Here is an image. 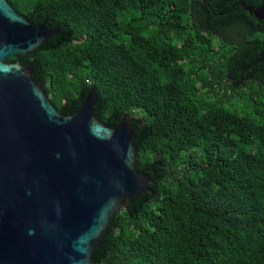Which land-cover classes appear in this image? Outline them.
<instances>
[{
  "label": "trees",
  "instance_id": "trees-1",
  "mask_svg": "<svg viewBox=\"0 0 264 264\" xmlns=\"http://www.w3.org/2000/svg\"><path fill=\"white\" fill-rule=\"evenodd\" d=\"M58 30L31 55L54 106L138 128L149 190L94 264H264V0H8Z\"/></svg>",
  "mask_w": 264,
  "mask_h": 264
},
{
  "label": "water",
  "instance_id": "water-1",
  "mask_svg": "<svg viewBox=\"0 0 264 264\" xmlns=\"http://www.w3.org/2000/svg\"><path fill=\"white\" fill-rule=\"evenodd\" d=\"M246 9L264 20V6ZM57 33L0 0V264H94L124 200L151 184L136 167L131 122L104 124L94 91L64 114L31 68L7 61Z\"/></svg>",
  "mask_w": 264,
  "mask_h": 264
}]
</instances>
